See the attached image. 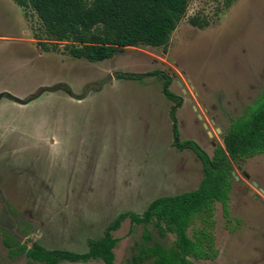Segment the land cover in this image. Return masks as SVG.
<instances>
[{"label": "rangeland", "instance_id": "rangeland-1", "mask_svg": "<svg viewBox=\"0 0 264 264\" xmlns=\"http://www.w3.org/2000/svg\"><path fill=\"white\" fill-rule=\"evenodd\" d=\"M193 18L207 25L195 26ZM72 47L79 45L51 41L32 9L0 0V96L28 100L59 85L73 92H46L28 105L0 97V153L8 156L11 149L30 164L0 166L1 190L20 224L18 234L28 235L17 242L13 220L0 222V264H41L25 253L12 254L6 242L14 251L39 243L48 250L87 253L89 241L103 238L119 215L142 214L152 200L196 190L202 162L193 151L182 155L172 147L175 104L164 95V79L148 74L171 77L170 90L186 103L177 115L182 140L212 156L225 146L231 122L264 91V0H190L167 47L121 48L102 62L74 58ZM123 72L147 77H115ZM101 82L99 90L76 99ZM71 153L73 167L65 168ZM78 167H88L93 177L85 180L80 173L71 187L66 175L73 179ZM233 172L239 180L233 178L230 220L216 203L210 229L219 257L195 264H264V194L252 183L264 189V154L235 162ZM201 228L197 220L189 235L196 239ZM146 232L148 246L170 247L175 241L170 233L162 238L154 223L132 225L127 219L113 233L119 240L116 264H140Z\"/></svg>", "mask_w": 264, "mask_h": 264}, {"label": "trees", "instance_id": "trees-1", "mask_svg": "<svg viewBox=\"0 0 264 264\" xmlns=\"http://www.w3.org/2000/svg\"><path fill=\"white\" fill-rule=\"evenodd\" d=\"M23 8H30L43 24L47 37L55 42H71L74 58L91 62H102L113 58L121 48L148 46L167 47L172 34L186 17L190 0H16ZM191 23L200 28L196 18ZM45 50L48 47L43 46ZM155 74H162L156 71ZM165 95L182 104V99L172 93L171 79L163 74ZM118 79L142 80L140 74L117 73ZM55 90L72 94L67 85ZM173 120L174 146L193 151L203 163V179L199 187L177 196L155 199L142 215L128 212L119 215L105 230L103 238L89 241L87 253L67 250H48L38 243L32 248L22 246L14 254H23L41 264L87 263L101 259L105 264H115V249L119 240L113 232L121 228L130 218L132 224H151L158 228L160 236L168 233L175 236L170 248L155 243L140 248L138 263L151 261L153 264H194V259L217 257L215 238L210 229L215 222L216 203L223 206L224 216L229 218V201L233 188V164L264 154V92L257 101L245 109L242 118L233 121L224 137L223 146H218L211 158L196 142L181 141L177 125L176 108L171 110ZM199 220L202 222L196 239L189 235V229ZM133 228L131 229V232ZM151 234L145 233V241Z\"/></svg>", "mask_w": 264, "mask_h": 264}, {"label": "flooded vegetation", "instance_id": "flooded-vegetation-1", "mask_svg": "<svg viewBox=\"0 0 264 264\" xmlns=\"http://www.w3.org/2000/svg\"><path fill=\"white\" fill-rule=\"evenodd\" d=\"M143 78L144 77H147V75H142V74H140ZM148 75H152V76H161V75H163V73L162 74H155L154 72L153 73H151V74H148ZM167 75V74H166ZM109 76H112V75H109ZM168 76V75H167ZM115 77H116V75H115ZM169 77V76H168ZM161 78H163L162 76H161ZM170 79H171V77H169ZM108 79H110L109 77H108ZM96 85H98L99 87L97 88V89H93L92 91H94V90H99L100 88H101V86L103 85V82H101V83H98V84H96ZM170 85H171V83H170ZM91 86H94V85H91ZM169 90H170V88H169ZM91 91V92H92ZM171 91V90H170ZM90 92V93H91ZM163 92H164V95H165V89H164V84H163ZM172 92V91H171ZM264 92V91H263ZM262 92V93H263ZM89 93V94H90ZM173 93V92H172ZM89 94H88V96H89ZM176 95V94H175ZM1 96H3L2 98H4L5 96L6 97H9L10 99H12L14 102H16L13 98H15L14 96H12V95H9V94H6V93H4V94H2ZM0 96V97H1ZM87 96V97H88ZM166 96V95H165ZM177 96V95H176ZM261 96V95H260ZM259 96V97H260ZM87 97H85V96H76V99H78V100H83V99H85V98H87ZM177 97H179L180 99H182V104L181 105H177L176 104V102L175 101H173V100H171V99H169L167 96H166V98L168 99V100H170V101H172L174 104H175V106H173L172 107V109L173 108H176V118H177V115H178V113H179V110L178 109H182L183 108V105H185L186 103H185V101H184V99L181 97V96H177ZM258 97V98H259ZM17 98V97H16ZM257 98V99H258ZM257 101V100H256ZM255 101V102H256ZM189 102H191L190 100H189ZM254 102V103H255ZM17 103V102H16ZM253 103V104H254ZM252 104V105H253ZM252 105H250V106H252ZM247 107H249V106H247ZM246 107V108H247ZM245 108V109H246ZM171 109V110H172ZM245 109L243 110V113H244V111H245ZM194 110L195 111H197L198 109L196 108V107H194ZM198 119L199 120H203V116H200V115H198ZM238 119H240V118H238ZM237 120V119H236ZM233 121H235V120H233ZM233 121L231 122V125H232V123H233ZM177 125H178V130H179V134H180V140L181 141H190V140H182V138H181V132H180V128H179V122H178V119H177ZM204 125V127L206 128V129H208L209 127H208V125H206V124H203ZM231 128V127H230ZM230 130V129H229ZM228 130V131H229ZM228 131L226 132V134L228 133ZM208 134L210 135V136H212V133L211 132H208ZM225 134V135H226ZM225 135H224V137H225ZM223 142H224V138H223ZM174 143H175V140H174V136H173V146L172 147H174L176 150H179V151H187V150H189V149H185V150H181V149H179V148H177V147H175L174 146ZM198 144V143H197ZM199 145V144H198ZM200 146V145H199ZM220 146V145H219ZM201 147V146H200ZM218 147V146H217ZM216 147V148H217ZM224 148H225V146H223ZM202 148V147H201ZM216 148H215V150H216ZM203 149V148H202ZM204 150V149H203ZM215 150H214V153H215ZM191 151V150H190ZM205 151V150H204ZM206 152V151H205ZM194 153V152H193ZM207 153V152H206ZM214 153H213V155L211 156V155H209L208 153V155L212 158L213 156H214ZM196 155V154H195ZM197 156V155H196ZM198 158V157H197ZM199 159V158H198ZM200 160V159H199ZM201 161V160H200ZM6 160H4V161H2V159H0V166L1 165H11V164H16L17 166H21V164H19L18 162H7ZM202 162V161H201ZM30 165V164H29ZM202 165H203V163H202ZM234 173V172H233ZM233 173H232V176H233ZM237 177V176H236ZM235 176H233V178H235V180H239V179H237ZM247 178L248 179H250V176L249 175H247ZM253 183V182H252ZM257 183V182H256ZM258 184V183H257ZM257 188V187H256ZM258 188L259 189H262V188H260L259 187V184H258ZM232 190H233V188H232ZM260 191V190H259ZM255 198H257L258 199V197L256 196ZM0 205H1V208H2V210H3V212H2V214H1V216H0V222H6L7 220H13V222H14V228L12 229V231H11V234H12V236H14L16 239V241L17 242H20V241H22L23 243H24V239L25 238H28V235H26V234H18L19 232V229H20V224H19V222H17V217L13 214V209H12V207L10 206V204L5 200V197H4V194H3V192H2V190H1V178H0ZM150 205V204H149ZM222 208H223V206H222ZM145 212V211H144ZM143 212V213H144ZM133 213H135V212H133ZM142 213V214H143ZM136 214H138V213H136ZM142 214H139V215H142ZM223 214H224V212H223ZM225 217V216H224ZM128 219H130V218H128ZM226 219H228V220H230V218H226ZM127 220V219H126ZM130 222H131V220H130ZM131 224H132V222H131ZM132 225H137V224H132ZM141 225H145V224H141ZM148 225H150V224H148ZM3 225H0V227H2ZM5 228H7V226H5ZM22 228H24V226H22ZM132 228H133V226H132ZM8 229V228H7ZM106 230V229H105ZM118 231V230H117ZM148 231V230H147ZM114 232H116V231H114ZM113 232V233H114ZM150 233V232H149ZM169 234V233H168ZM173 235V234H172ZM167 236V235H166ZM165 236V237H166ZM165 237H162V238H165ZM151 241V240H150ZM149 241V242H150ZM149 242H144L146 245L149 243ZM175 242V241H174ZM174 242H173V244L170 246V247H172L173 245H174ZM6 244V246L8 247V248H10V252L12 253V254H14V252L15 251H18V250H20V248L22 247V246H27V248H32L33 247V245L31 244V246L29 245V244H23L19 249H17V250H13L11 247H12V245L11 244H9L8 242H6L5 243ZM39 244V243H38ZM155 244V243H154ZM153 244V245H154ZM158 244H161V243H158ZM40 245V244H39ZM153 245H151V246H153ZM163 245V244H162ZM42 246V245H41ZM148 246V245H147ZM142 247V246H141ZM165 247H167V246H165ZM170 247H167V248H170ZM217 250V249H216ZM115 252V251H114ZM218 252V251H217ZM11 254V255H12ZM16 255V254H15ZM17 255H20V254H17ZM116 255V254H115ZM219 257V252H218V254H217V257L216 258H214V259H194V258H191V260L193 261V263L195 264V262H194V260H196V261H200V262H212V261H215L217 258ZM96 261V260H101V259H93V260H90V261ZM89 261V262H90ZM103 261V260H102ZM104 262V261H103ZM88 263V262H87ZM61 264V263H60ZM105 264V263H104ZM115 264H116V260H115Z\"/></svg>", "mask_w": 264, "mask_h": 264}, {"label": "crops", "instance_id": "crops-1", "mask_svg": "<svg viewBox=\"0 0 264 264\" xmlns=\"http://www.w3.org/2000/svg\"><path fill=\"white\" fill-rule=\"evenodd\" d=\"M2 101V100H1ZM0 101V102H1ZM35 101V100H34ZM33 101V102H34ZM32 103V102H31ZM30 104V103H29ZM28 105V104H27ZM2 150V148H0ZM11 150V149H10ZM10 150H6V151H9V155L8 156H5L7 153H0V159H2V161L6 160L7 162H18L19 164L21 165H29L28 161L25 160V159H21L19 158L20 156H18V154H15V152L11 151ZM178 152H180L182 155L184 153H186L187 151H190V150H187V151H179L177 150ZM73 163H74V157H73V153L71 154H67L65 155V163H64V167L65 168H68L69 169L71 167H73ZM181 168V167H180ZM179 166L177 167V171L180 170ZM100 170H103V168L100 166L99 167ZM182 171H183V168H181ZM76 170H78V172L76 173L75 177L72 179L70 178V173L68 175H66V181L69 182L70 186L71 187H75V181L77 180V178L79 177V174L80 173H83L84 174V178L85 180L87 179H91L93 177V172H91V175L92 176H89V170H88V167H86V169H81L78 167ZM66 172V171H65ZM199 187V186H198ZM190 192V191H189ZM185 193H188V192H185ZM180 194H184V193H177V194H168V195H165L164 197L166 196H177V195H180ZM160 198V197H159ZM154 200H152L153 202Z\"/></svg>", "mask_w": 264, "mask_h": 264}, {"label": "water", "instance_id": "water-1", "mask_svg": "<svg viewBox=\"0 0 264 264\" xmlns=\"http://www.w3.org/2000/svg\"><path fill=\"white\" fill-rule=\"evenodd\" d=\"M111 77H112V76H109V78H111ZM98 87H99L98 85L90 86V87L87 89V92H86L85 97H87L88 94H89L93 89H97ZM55 88H56V87H46V88H42V89L38 92V94H36L35 96L29 98L28 100H22V99H19V98H16V97L13 98V99H14L17 103H19V104H21V105H27V104L33 102L34 100L40 98V97H41L43 94H45L46 92L54 91ZM2 97H3V96H1V98H2ZM75 97H76V96H75ZM224 145H225V144H224ZM225 146H226V145H225ZM233 176L236 177L235 173H233ZM236 178H237V177H236ZM237 179H238V178H237ZM253 185H254L255 187L258 188V184H257L256 182H253ZM259 190H260V192H261L262 194H264V189H259Z\"/></svg>", "mask_w": 264, "mask_h": 264}]
</instances>
